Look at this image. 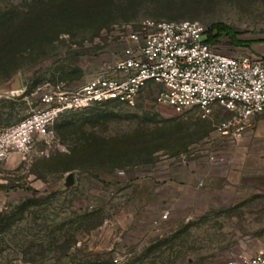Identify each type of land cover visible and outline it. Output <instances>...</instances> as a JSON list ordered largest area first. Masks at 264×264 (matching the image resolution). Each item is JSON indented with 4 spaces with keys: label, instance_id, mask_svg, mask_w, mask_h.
Wrapping results in <instances>:
<instances>
[{
    "label": "rangeland",
    "instance_id": "obj_1",
    "mask_svg": "<svg viewBox=\"0 0 264 264\" xmlns=\"http://www.w3.org/2000/svg\"><path fill=\"white\" fill-rule=\"evenodd\" d=\"M146 19L225 24L242 42L212 40L227 55L264 48V0H0V128L109 71ZM155 91L64 113L0 163V264H230L262 247L264 114L230 140L222 107Z\"/></svg>",
    "mask_w": 264,
    "mask_h": 264
},
{
    "label": "built area",
    "instance_id": "obj_2",
    "mask_svg": "<svg viewBox=\"0 0 264 264\" xmlns=\"http://www.w3.org/2000/svg\"><path fill=\"white\" fill-rule=\"evenodd\" d=\"M131 39L133 47L109 71L79 86L41 94L42 107L1 127L0 163L23 157L35 141L49 138L64 113L105 102L134 106L149 86L156 88V103L179 112L198 109L205 117L212 106L222 107L229 117L216 127L230 140H237L254 116L264 114V55L220 52L207 41L206 28L197 19H146ZM261 238L259 250L230 264H264V229Z\"/></svg>",
    "mask_w": 264,
    "mask_h": 264
},
{
    "label": "trees",
    "instance_id": "obj_3",
    "mask_svg": "<svg viewBox=\"0 0 264 264\" xmlns=\"http://www.w3.org/2000/svg\"><path fill=\"white\" fill-rule=\"evenodd\" d=\"M216 29V33H212V30ZM220 35H227L230 40L233 42L235 45H241L242 42L241 40L237 37L236 33L233 31V29L225 24H215L211 28L207 30V41L212 42L216 37ZM89 147H92V145H89ZM95 152H101L102 149L99 148H92ZM103 151V150H102Z\"/></svg>",
    "mask_w": 264,
    "mask_h": 264
},
{
    "label": "water",
    "instance_id": "obj_4",
    "mask_svg": "<svg viewBox=\"0 0 264 264\" xmlns=\"http://www.w3.org/2000/svg\"><path fill=\"white\" fill-rule=\"evenodd\" d=\"M16 86V85H15ZM75 183L74 173L69 171L65 177L64 186L70 187Z\"/></svg>",
    "mask_w": 264,
    "mask_h": 264
},
{
    "label": "crops",
    "instance_id": "obj_5",
    "mask_svg": "<svg viewBox=\"0 0 264 264\" xmlns=\"http://www.w3.org/2000/svg\"><path fill=\"white\" fill-rule=\"evenodd\" d=\"M257 53H259V54H264V48H262L261 50H260V52L259 51H256Z\"/></svg>",
    "mask_w": 264,
    "mask_h": 264
},
{
    "label": "bare ground",
    "instance_id": "obj_6",
    "mask_svg": "<svg viewBox=\"0 0 264 264\" xmlns=\"http://www.w3.org/2000/svg\"><path fill=\"white\" fill-rule=\"evenodd\" d=\"M13 92H15V91H13Z\"/></svg>",
    "mask_w": 264,
    "mask_h": 264
}]
</instances>
